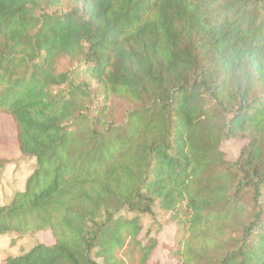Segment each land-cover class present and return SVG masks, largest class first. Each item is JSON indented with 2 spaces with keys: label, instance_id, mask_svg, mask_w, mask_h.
Listing matches in <instances>:
<instances>
[{
  "label": "trees",
  "instance_id": "16d2710c",
  "mask_svg": "<svg viewBox=\"0 0 264 264\" xmlns=\"http://www.w3.org/2000/svg\"><path fill=\"white\" fill-rule=\"evenodd\" d=\"M0 114L35 162L0 237L54 239L3 264H148L157 213L178 264H264V0H0Z\"/></svg>",
  "mask_w": 264,
  "mask_h": 264
},
{
  "label": "rangeland",
  "instance_id": "374dc122",
  "mask_svg": "<svg viewBox=\"0 0 264 264\" xmlns=\"http://www.w3.org/2000/svg\"><path fill=\"white\" fill-rule=\"evenodd\" d=\"M68 66V62L63 60L60 69ZM111 117L120 120L128 103L124 99L112 97L110 103ZM246 144L241 139H229L225 141L220 149L227 162H234L240 150ZM0 158L9 161L0 176V204H6L15 192L24 189L25 182L34 169L35 162L29 158H23L16 143V129L12 119L5 114H0ZM131 217L129 214H124ZM169 214L157 213L156 218L140 219L141 232L138 240L145 242L147 239H154L156 246L149 258L148 264H178L176 260H170L164 246L174 243V226L168 222ZM234 229V227H229ZM229 229L224 232L222 240L229 233ZM54 239L50 232H40L34 236L0 237V264H3L8 257H16L24 254L36 244L52 245Z\"/></svg>",
  "mask_w": 264,
  "mask_h": 264
}]
</instances>
